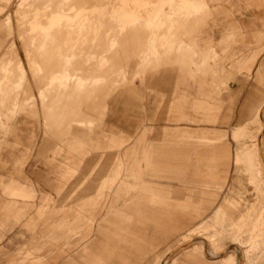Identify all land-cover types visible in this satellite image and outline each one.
<instances>
[{"label":"rangeland","instance_id":"obj_1","mask_svg":"<svg viewBox=\"0 0 264 264\" xmlns=\"http://www.w3.org/2000/svg\"><path fill=\"white\" fill-rule=\"evenodd\" d=\"M163 1L0 0V52L2 49L3 53L7 52L3 56L2 62L7 63L11 60L10 64L13 68L17 63L22 62L21 64L26 70V78L21 82L19 81L18 84H14L13 88L11 86H5L3 89L0 87V118L13 117L19 109L35 105L33 96L37 95L36 91L38 90L41 109L51 114L49 104L42 96L40 97L42 90H45L43 92L45 95L55 94L57 85L47 87L51 77L55 76L57 72L62 73L64 76L71 73L83 76L85 71V74L87 72L86 75L90 74L88 75L90 79L86 75H84V78L93 80L91 77L95 78L96 73H102L103 75V72L99 69L96 70L98 68L97 57H109L108 59L111 60L109 66L101 69L104 71V75L106 73L108 75L111 71V79L114 76L113 80L109 79L110 77L108 78L109 81H112L109 82L112 86L108 83L111 87L107 86L109 89L107 93L109 96L120 93L123 89H127L130 84H133L137 91L135 107H132L129 112L123 115L122 106L111 104V100H108V102L110 101L109 112L102 124L104 116L102 105H104L108 96H100L105 99L103 101L100 98L98 101V91L100 89L97 88L98 91H93L94 93L98 92V95L95 94L97 96L96 99L94 98V102L96 101L98 105L102 101L100 103L101 107L98 105L93 111H91L89 105L88 108H84L82 112L93 113V121L91 118H86L82 128L96 131L100 127L99 130L104 129V132L111 130L116 133H123L124 136L133 135V137L137 136L136 132L138 135L143 133L145 134L146 143L153 144L154 150L161 151L162 147L158 139H160L162 127L172 129L177 123L164 119L166 112L164 102L160 106L155 103V111H149V98L153 95L149 86L156 79H152L155 77L154 73L147 74L143 82L140 78H136L142 74L138 72L139 69H142L139 59L140 52L143 50L145 43L154 36V43L158 52L153 60V65L148 69L161 67L171 56L175 55H182L187 60L186 65L190 64L192 53H194L187 45V51L185 52L183 49L185 45L180 48L181 45L173 43L172 41L177 42L175 37L166 39L163 34L161 39L159 38L162 32H169L172 29L175 19L185 11L183 9L171 10L164 18L162 8L171 5L172 2ZM240 5L242 7L241 12L237 15H241L244 21L245 19L250 21L249 24L256 25L261 34L257 42L254 41L252 35L248 37L237 35L234 37L231 48L236 51L235 58H240L242 54L251 55L261 45H263V50L252 67V73H247L245 70L239 71V73L235 72L236 79L229 80H226L223 73L222 77L215 79V88L218 89L215 102L220 107L213 123L183 124L191 130L207 129L210 133L220 136L216 143L214 145L210 144L208 147L201 144L199 146L194 145L193 148L189 146V149H186L185 146L183 148L177 146L160 157L163 164L157 169L163 171L154 173L153 177L157 180L166 181L171 186L159 185L156 187L171 192L168 195V204L173 205L178 198L185 199L186 195L190 196L193 204H189L187 207L194 211L179 212L173 208L164 207L163 209L159 208L153 214L148 209L146 210L149 206H153L149 204V199H152L151 194L143 195L141 192L140 197L132 201L129 212L131 219L129 221L115 220L120 222L118 227H121V224L125 222L127 226L129 225L136 230L137 233L129 237L142 239L141 244L135 245L134 248H131V246L128 248L132 262L138 260L136 264H176L178 258L185 252H190L204 260H217V258L205 255V248L198 245L201 238L205 240L207 250L216 253L222 252V256L231 254L230 250L234 249L237 253L235 255L237 264H240L239 260H241V264H264V189L259 174L258 155L254 146L255 139H257L259 119H261L264 126V115L259 116L263 110L264 102L259 103L253 124L243 125L250 118L252 108L264 97V86L257 87L254 81L256 69L264 62V7L258 11L251 3H245L244 0L240 2ZM100 12L104 13L102 22L96 19L97 14ZM172 12L176 14L172 20H169L168 17L172 15ZM156 13L159 14L157 23H148ZM119 14L136 15L141 19V22L121 29V22L118 20ZM58 15L59 21L52 22L51 19H57ZM166 20L169 23L168 28L165 27L164 21ZM244 21L239 22L242 31H245V26L248 24ZM36 23L42 24L43 28L32 30V24ZM94 24L97 25L94 26ZM113 40L116 44L110 45ZM247 41L250 42L248 45ZM174 44L176 47L171 50V45ZM80 49H82L81 53L79 52ZM89 53L92 59L87 55ZM26 54H28V60ZM5 56L6 58H4ZM215 58L214 54L204 57L202 67L212 66ZM81 69L84 71L82 72ZM226 69L230 71L229 66H226ZM120 70L121 81L116 78L120 81L119 84L114 78ZM113 73L114 75H111ZM13 76L15 77L13 78ZM10 77H12V83L18 80L15 69ZM42 86L44 88H41ZM93 86L88 88L96 87ZM112 88H116V90ZM13 96L16 97L14 101L15 108L11 103L14 99ZM75 97L82 99L83 95L82 97L75 95ZM72 99L62 98L64 101L61 102L60 106L63 105L62 107L67 108L73 106L74 96ZM37 105L36 103L37 116L28 115L24 112L25 114L12 120V124L14 123L18 127V131L16 129L13 134L9 133L6 135L7 138H15L16 135L24 134L28 139L34 136V139L32 138L31 141L26 139L24 142L31 145L29 150L23 147L20 151L21 146L17 145L13 147L11 145L9 148L0 150V157L2 160L7 161L5 167H0V175L8 176L10 172L16 173L17 171L22 172V174L25 173L34 181V184H40L38 190L45 194L46 192L51 193V191L41 181L42 178L48 176L49 171L44 166L43 159L37 156L44 136L43 118ZM67 108L60 109L67 110ZM240 125L243 126L238 129V132L232 134V131ZM3 132L4 130L0 129V141L3 138ZM262 137L263 135L260 138ZM103 151L114 152L112 149L91 151L84 157L83 162L79 165V170L92 168ZM5 152H8L9 155H5ZM61 159L63 160V158H59L58 161H62ZM166 163L170 164L169 168L164 166ZM207 164L211 166V171L203 174L192 173L191 171L185 172L184 169L186 166L199 167ZM167 168L168 171H166ZM218 170L220 171L218 172ZM49 178L52 179L53 175L49 174ZM4 180L7 181L8 179L4 178ZM78 180L79 172L67 182L61 195L53 196L55 205H59L65 200L75 201L78 198ZM1 193L0 187V199L2 197L8 199V196ZM134 203L138 205L135 209H133ZM35 205H40L39 199L35 201ZM155 207L158 208L159 206L156 205ZM33 211L32 209L29 213L33 214ZM153 215L155 218H152ZM176 222L182 226L181 229H176ZM96 223L100 224V222ZM117 233L119 232L115 231L114 228L109 238L118 239L124 236L123 234L116 235ZM105 238L107 237H99V241L103 243ZM29 240L30 233L23 227L22 223L14 224L13 221H8L3 228H0V264L26 263L23 259L26 256L25 250L29 247ZM75 240H79V238ZM188 240H194L193 242L190 241L189 245L194 244L197 246H193L194 248L189 246L184 250L181 245ZM96 253L100 254L101 252ZM233 259L234 257L227 256L225 263L233 264ZM132 262H129V264ZM112 263L123 264L119 258L113 259ZM225 263L222 262V264ZM95 264H99V262L95 260Z\"/></svg>","mask_w":264,"mask_h":264},{"label":"crops","instance_id":"obj_2","mask_svg":"<svg viewBox=\"0 0 264 264\" xmlns=\"http://www.w3.org/2000/svg\"><path fill=\"white\" fill-rule=\"evenodd\" d=\"M182 1L191 4L200 2L203 8L199 13L189 14L183 11L175 19L172 29L169 32H162L159 38L161 39L164 34L166 39L175 37L177 42H172L181 45L180 48L183 45L189 46L195 53L192 62L186 65V59L182 55L171 56L159 68L147 69V71L139 69L138 72L142 74L136 77L143 82L147 74L154 73L156 78L152 79L156 80L149 86L153 93L149 98V111H155V103L160 106L164 102L166 106L164 119L177 123L172 129L162 127L158 139L161 143V151L154 150L153 144H147L143 133L138 135L136 132L137 136L133 137L111 130L104 132V129L99 130L100 127L96 131L83 129L82 124L86 118H91L93 121V113L85 111L77 113L79 111L76 110H84L88 108L87 105L91 106V111L97 108L98 106L93 104L95 95L94 98H89L93 101H85L88 99L86 96L83 99L75 97L73 106L68 109L72 110L73 107L79 109L73 108V112L68 110L72 113H64L59 108L58 111L49 114L41 109L38 90L37 95L33 96L35 105L19 109L13 117L0 118V129L4 130L0 150L11 145L21 146L20 151L23 147L26 150L30 149L31 145L24 142L26 139L31 141L34 136L28 139L24 134L16 135L15 138H7L6 135L13 134L16 129L18 131V127L12 124V120L16 117L25 114L24 112L32 116L38 115V111L35 110L36 103L44 123V136L37 156L43 159L44 166L48 168V176L41 181L51 193L44 194L39 191L40 184H34L27 174H22L20 171L10 172L8 176L0 175L1 194L8 196V199L4 197L0 199V228H3L8 221H13L14 224L22 223L30 233L29 247L25 250L26 256L23 259L26 263L22 264H95V260L99 264H114L113 259L118 258L121 263L129 264L132 262V257L128 253V248L141 244L142 239L129 237L135 235L136 230L127 226L125 222L118 227L120 222L115 220L131 219L129 212L132 201L138 199L141 192L143 195L151 194L152 199H149V204L153 206H149L146 210L153 214L164 207L179 212L194 211L187 207L193 204L190 196L186 195L185 199L178 198L173 205L168 204V195L171 192L156 187L171 186L168 182L153 177L154 173L163 171L157 169L163 164L160 157L177 146L181 148L185 146L189 149V146L193 148L194 145L201 144L208 147L216 143L220 136L210 133L207 129L191 130L183 124L213 123L220 107L215 102L218 90L215 88V79L222 77L223 73L226 80L236 79L235 72L239 73L242 70L252 73V67L263 50V45L251 55L242 54L240 58H235L236 51L231 48L234 37L252 35L257 42L261 34L256 25L249 24L250 21L246 19L244 21L241 15H237L241 12L242 0H174L171 5L162 8L164 18L171 10H180ZM244 2L251 3L258 11L264 7V0H244ZM242 21L248 23L245 31H242L239 24ZM164 22L165 27L168 28V21ZM249 43L247 41V45ZM212 54L216 56L212 66L203 68V58ZM226 66H229L230 71H227ZM254 81L257 87L264 86V62L256 69ZM136 92L133 84H130L120 93L108 96L104 107L102 106L104 109L102 124L109 112L108 100H111V104L122 106V114L125 115L135 107ZM260 102H264V97L252 108L250 118L243 125L253 124ZM243 125L237 126L232 134L238 132ZM67 127L69 128L66 129ZM105 149H112L114 152H101L92 168L79 170V165L88 153ZM7 154L9 155L5 152V155ZM59 158L63 160L58 161ZM6 163V160L0 159L1 168L5 167ZM164 166L169 168L170 164L166 163ZM168 168L166 171L169 170ZM184 169L185 172L203 174L211 171V166L208 164L199 167L186 166ZM78 172V198L75 201L65 200L55 205L53 196L61 195L67 182ZM49 174L53 175L52 179L49 178ZM4 178L8 180L5 181ZM37 199L40 200L39 206L35 205ZM156 205L159 207H155ZM133 206V209L138 207L136 203ZM32 209L33 214L29 213ZM152 218L155 216L153 215ZM176 224V229L182 228L178 222ZM114 228L119 232L116 235L124 236L118 239L109 238ZM102 236L107 237L103 243L99 241V237ZM76 238L79 240H75ZM96 252H101L102 255ZM82 259L85 261L83 262ZM136 262L138 263V260L130 264ZM222 262L225 263V260H204L190 252H185L178 258L176 264H222Z\"/></svg>","mask_w":264,"mask_h":264},{"label":"bare ground","instance_id":"obj_3","mask_svg":"<svg viewBox=\"0 0 264 264\" xmlns=\"http://www.w3.org/2000/svg\"><path fill=\"white\" fill-rule=\"evenodd\" d=\"M174 0H168V3H170V2H173ZM200 1V0H199ZM205 1V0H204ZM19 2V1H18ZM22 2V1H21ZM163 2H165V0L163 1ZM51 3V2H50ZM20 4V3H19ZM145 4H147L146 2H145ZM202 8H203V6H202V4L199 2V3H197V4H191V3H187V2H182V8L181 9H183V10H185L187 13H191V12H196V13H199L201 10H202ZM180 9V10H181ZM30 10V9H29ZM206 11V10H205ZM72 12V11H71ZM207 12V11H206ZM205 12V13H206ZM94 13V12H93ZM175 12H172V15H170L169 17H168V19L169 20H172V18H173V16H175ZM202 14V13H201ZM74 15V14H73ZM86 15V14H85ZM85 15H84V17H85ZM94 15H96V14H94ZM104 15V13H98L97 14V16H96V19L97 20H102V18L104 17L103 16ZM158 13H156V14H154V16H153V19L152 20H149L148 21V23H150V24H156L157 23V18H158ZM72 16V15H71ZM103 16V17H102ZM106 17V16H105ZM200 17V16H199ZM65 18V17H64ZM71 18V17H70ZM86 18V17H85ZM18 19V18H17ZM72 19V18H71ZM84 19V18H83ZM52 20V22H58L59 21V15L57 16V19L56 18H52L51 19ZM78 20V19H77ZM118 20L121 22V29H123L124 27H126V26H128V25H136L137 23H139V22H141V19L140 18H138L136 15H125V14H119V18H118ZM74 21V20H73ZM72 21V22H73ZM79 21H80V19H79ZM83 21V20H82ZM91 21V20H90ZM77 21L75 20V23H76ZM102 22V21H101ZM68 23V22H67ZM89 23V22H88ZM73 23H71V25H72ZM85 24V23H84ZM83 24V25H84ZM101 24V23H100ZM99 24V25H100ZM62 25V24H61ZM97 25V24H96ZM95 24H94V26H96ZM70 26V25H69ZM72 26H74V24L72 25ZM71 26V27H72ZM80 26V25H79ZM93 26V27H94ZM92 27V26H91ZM98 27H101V26H98ZM38 28H43V25L42 24H32V26H31V29L32 30H35V29H38ZM82 28V27H81ZM52 29V28H51ZM88 29V28H87ZM96 29V28H95ZM94 30V29H93ZM59 31H61V30H59ZM86 31V30H85ZM95 32H97L96 30H95ZM33 33V32H32ZM36 33V32H35ZM61 33V32H60ZM64 33V32H63ZM70 33H71V31H70ZM76 33V32H75ZM56 34V33H55ZM78 34V33H77ZM97 34V33H96ZM95 34V35H96ZM68 35V34H67ZM75 35V34H74ZM91 35V34H90ZM94 35V36H95ZM93 36V35H92ZM91 37V36H90ZM106 37V36H105ZM73 38V37H72ZM98 38V37H97ZM80 39V38H79ZM32 40V39H31ZM82 40V39H81ZM106 40H107V38H106ZM112 40V39H111ZM154 40H155V38H154V36H153V38H150V40H148V42H146L145 43V46H144V48H143V50L140 52V56H139V59H140V66H142V70H146L147 71V69H148V67H150L151 65H153V60H154V58L156 57V55H157V48H156V45H155V43H154ZM85 41V40H84ZM86 42V41H85ZM84 42V43H85ZM108 42V41H107ZM34 43V42H33ZM35 43H37L36 41H35ZM83 43V42H82ZM111 43V42H110ZM104 44V43H103ZM114 44H116L115 43V40H113L112 41V43L110 44V45H114ZM34 45V44H33ZM32 45V46H33ZM13 46V45H12ZM82 46V45H81ZM175 47H176V45L174 44V45H171V50H174L175 49ZM13 48V47H12ZM86 48V47H85ZM183 49L185 50V52L187 51V46L185 45V46H183ZM81 50L82 49H80L79 50V52L81 53ZM92 50V49H91ZM5 52V51H4ZM15 52V51H14ZM5 53H7V52H5ZM5 53H3V49L1 50V52H0V72H2V74H0V75H2L1 77H0V87L3 89L5 86H11V88H13L12 86L14 85V84H18L19 83V81L21 82V80L23 81V79H25L26 77V70H25V68H24V66H23V64H21V63H17V65L15 66V68H13V66H11V64H10V62H11V60H10V62H7V63H3L2 61H3V56L5 55ZM16 53V52H15ZM34 55V54H33ZM89 57H90V59H92L91 58V54L89 53V54H87ZM16 56V55H15ZM93 56V55H92ZM194 56H195V53H192V56H191V59H190V63L192 62V60H193V58H194ZM94 57V56H93ZM4 58H6V56L4 57ZM28 58V54H26V59ZM109 58V57H108ZM107 57H104V56H100V57H97V69L96 70H100L101 72H103V75H102V73H96L95 74V78L92 76L91 78H93V80H87V78L88 79H90V76H88V75H90L89 73H88V75H86L87 74V72H86V74H85V71L83 70V69H81L82 70V72H83V74L84 75H86V77L87 78H84L85 76L83 75H80V74H77V73H74V74H68V75H66V76H64L62 73H59V72H57L56 74H55V76H53V77H51L50 78V81H49V83H48V88L51 86V85H57V89H56V92H55V94L54 95H45L43 92L45 91V90H42L41 92H40V97L42 96L43 98H44V100H46L47 101V103L49 104L48 106L51 108V112L53 113L54 111L56 112V110L58 111L59 110V108H62V106L63 105H61L60 106V104H61V102H63L64 100H62V98H69V100H70V98L72 99L73 98V96H74V99H75V95L76 96H78V97H82V95H83V97H84V95L86 96V98H88V99H85V101L86 100H88V101H90V100H92V99H90L89 100V96L90 95H92V97L95 95V94H97L98 95V92H99V96H98V101H99V99L102 97V96H105V97H107V96H109V94L107 93L108 91H109V89L107 88V86H110L111 85V83H109V82H112V81H109L108 80V78L110 77V73H111V71L109 72V74L107 75V73L104 75V71L103 70H101V69H103V68H106V67H108L109 66V64H110V61L111 60H109ZM28 60V59H27ZM18 61V60H17ZM187 61V60H186ZM15 65V64H14ZM192 65V64H191ZM14 69L16 70V72H17V75H18V80L17 81H15V83H12L13 81H12V77H10V75H12V72H14ZM76 71V70H75ZM97 72H99V71H97ZM113 72V71H112ZM115 72V71H114ZM91 73V72H90ZM93 73H94V71H93ZM117 73V72H116ZM145 73V72H144ZM147 73V72H146ZM16 74V73H15ZM92 75V74H91ZM111 75H114V73L113 74H111ZM146 75V74H145ZM120 76H121V70L120 71H118V73H117V75H116V77L114 78L115 80H117V79H120ZM15 76H13V78H14ZM114 77V76H113ZM113 77H112V79H111V77L109 78V79H111V80H113ZM17 78V77H16ZM117 78V79H116ZM118 81V80H117ZM116 81V82H117ZM120 81H121V79H120ZM120 81H118L119 82V84H120ZM114 82V81H113ZM110 85H109V84ZM108 84V85H107ZM114 84H115V82H114ZM93 85H95L96 87V89L95 88H91V89H93V90H91L90 88H88V87H92ZM116 85H118V84H116ZM116 85H115V87H116ZM37 86H39V85H37ZM112 86V85H111ZM110 86V87H111ZM114 86V85H113ZM94 87V86H93ZM118 87V86H117ZM97 88L98 89H100L99 91L97 90ZM114 88V87H113ZM112 88V89H113ZM27 90H28V88H26ZM102 89H104V90H102ZM108 89V90H107ZM111 89V90H112ZM94 90H96V91H98L97 93H94L93 91ZM110 90V91H111ZM113 90H116V88L115 89H113ZM112 90V91H113ZM90 91V92H89ZM104 91V93H102ZM90 93V94H89ZM113 93V92H112ZM88 94H89V96H88ZM97 95H95V96H97ZM110 95H111V92H110ZM94 96V97H95ZM101 96V97H100ZM83 97H82V99H83ZM93 97V98H94ZM13 101L11 102L12 103V105H14L15 106V103H14V101H15V98L16 97H14L13 96ZM85 98V97H84ZM102 100L103 99H105L104 97L103 98H101ZM67 100V99H66ZM73 100V99H72ZM84 101V102H85ZM87 101V102H88ZM93 101V100H92ZM91 101V102H92ZM97 101V102H98ZM101 101V100H100ZM104 101V100H103ZM66 103L68 102V101H65ZM82 103H83V101H81ZM102 102V101H101ZM101 102H99L98 103V105H100V103ZM14 103V104H13ZM65 103V104H66ZM69 103V102H68ZM72 103V102H71ZM85 104H87V103H85ZM93 104H96V106H98L97 105V103H96V101L95 102H93ZM103 104V103H102ZM84 105V104H83ZM82 105V106H83ZM67 106V105H66ZM103 107H104V105H102ZM69 107V106H68ZM85 107H86V105H85ZM87 107H88V105H87ZM91 107V106H90ZM100 107H101V105H100ZM65 108H67V107H63V109H65ZM71 108V107H70ZM74 108V107H73ZM73 108H72V110L71 109H68L67 108V110H62V109H60V111L62 110V112H67L68 110H71L72 112L74 111L73 110ZM77 109H79L78 107H76ZM76 108H74V109H76ZM82 108V107H81ZM83 108H84V106H83ZM82 108V109H83ZM71 111L69 112V113H71ZM76 111H79V112H77V113H81L83 110H76ZM62 112H60V114H62ZM64 114V113H63ZM75 114H76V112H75ZM264 115V108H263V110L261 111V113L259 114V116H261V115ZM56 115V114H55ZM57 115H59V112H58V114ZM53 116H54V114H53ZM58 117V116H57ZM56 116H55V118H57ZM66 131V130H65ZM263 135V137L262 138H260L261 136ZM257 139H255L256 141H255V148H256V151H257V155H258V167H259V174H260V177H261V181H262V184H263V189H264V126H263V122L261 121V119H259V125H258V128H257ZM199 238V237H198ZM201 238V237H200ZM188 239H190V238H188ZM191 239H193L192 237H191ZM198 240V239H197ZM190 241H192V240H190ZM189 240L188 241H186V243H184V244H182L181 245V247H183V249L185 250L187 247H189L190 246V248L192 247V248H194V247H196L197 245H189V242H190ZM194 241V240H193ZM192 241V242H193ZM198 245L202 248V247H204L205 249H204V251H205V255L206 256H210V257H214V258H217V259H222V260H225V258L227 257V256H232V257H234V259H233V264H237L236 262H237V260L235 259V255L237 254L236 253V251L234 250V249H232V251L230 250V252H231V254H227V255H225V256H222V252H219V253H216V252H214V251H212V250H207V248H206V244H205V240H203L202 238H201V240H199L198 241ZM208 245V244H207ZM194 246V247H193ZM232 247V246H231ZM234 247V246H233ZM240 250V249H239ZM228 253V252H227ZM177 254V253H176ZM226 254V253H225ZM241 254V253H240ZM169 258V257H168ZM242 259V258H241ZM169 260H170V258H169ZM240 261V264H241V260H239ZM168 262V261H167ZM243 262V261H242ZM169 264V263H168ZM243 264V263H242Z\"/></svg>","mask_w":264,"mask_h":264}]
</instances>
